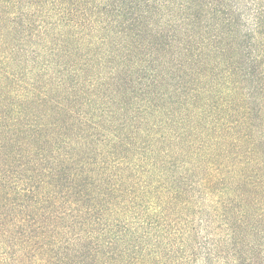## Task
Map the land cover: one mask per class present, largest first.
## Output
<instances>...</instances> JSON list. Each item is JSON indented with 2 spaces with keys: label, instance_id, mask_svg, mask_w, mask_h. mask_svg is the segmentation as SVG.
<instances>
[{
  "label": "trees",
  "instance_id": "obj_1",
  "mask_svg": "<svg viewBox=\"0 0 264 264\" xmlns=\"http://www.w3.org/2000/svg\"><path fill=\"white\" fill-rule=\"evenodd\" d=\"M0 264H264V0H0Z\"/></svg>",
  "mask_w": 264,
  "mask_h": 264
},
{
  "label": "rangeland",
  "instance_id": "obj_2",
  "mask_svg": "<svg viewBox=\"0 0 264 264\" xmlns=\"http://www.w3.org/2000/svg\"><path fill=\"white\" fill-rule=\"evenodd\" d=\"M53 83V82H52ZM54 86L56 88V84L54 83ZM58 87V86H57ZM48 94H68V93H65V92H62V90H56V89H53V88H50V90L48 91Z\"/></svg>",
  "mask_w": 264,
  "mask_h": 264
}]
</instances>
